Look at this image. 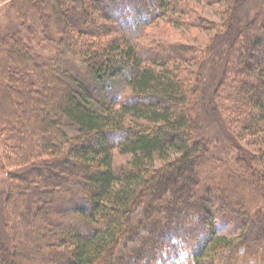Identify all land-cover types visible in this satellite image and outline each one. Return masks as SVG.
<instances>
[{"label": "trees", "instance_id": "1", "mask_svg": "<svg viewBox=\"0 0 264 264\" xmlns=\"http://www.w3.org/2000/svg\"><path fill=\"white\" fill-rule=\"evenodd\" d=\"M9 1L20 25L0 30V126L16 134L9 163L24 171L8 173L2 217L14 263L157 264L169 244L187 264H264V14L253 19L260 26L243 21L246 0H42L46 12L35 0ZM199 1L225 2L236 26L201 62L195 95L170 70L180 47L136 38L138 26L167 14L181 23L191 13V27H209ZM37 38L59 49L52 61L29 46ZM224 51L223 70L213 58L221 63ZM70 58L91 88L67 69ZM219 68L235 129L214 125L234 146L225 161L192 116L198 97L213 106L201 92ZM115 150L132 158L115 167ZM129 241L130 252L117 255ZM0 246L8 249L4 236Z\"/></svg>", "mask_w": 264, "mask_h": 264}, {"label": "rangeland", "instance_id": "2", "mask_svg": "<svg viewBox=\"0 0 264 264\" xmlns=\"http://www.w3.org/2000/svg\"><path fill=\"white\" fill-rule=\"evenodd\" d=\"M9 3H10L9 0L0 1V30L1 28L6 27L7 25H11L12 23H14V25L16 26L20 25L19 20L17 18L14 19V14L10 10ZM45 5L48 6L47 3ZM35 6L36 8H38V10H43V12H46V8L42 0H35ZM196 6L198 9H196L195 6L193 7L197 11V15H199V17L201 18L203 17L205 19H209L212 22V25L207 27L206 23H203L200 27L194 28L188 24V20H187V18H189L190 16L194 19L191 13H189L190 14L189 17L179 16V18L183 20L181 23L173 21V18H177V17L175 16L173 17L167 14V16H163L157 21H154L150 26L149 25L146 26V29H144V31H140L139 30L140 28L138 26L137 29L139 35H137L136 41L138 44H145L149 41L150 43L155 42V45H158L157 43H161L160 41H166L173 44L177 49L178 47H180L181 50L178 51V53L181 58L175 60L176 64L174 65V69L172 68L170 70L178 74L180 73L182 80H184V83H187V85H189L190 88H193L195 90V95L196 93L198 95L197 86L201 79V72H200L201 62L207 55H209V53H211L219 45V43H222V41L225 39L224 36L225 34H229L233 32V29L236 25L232 26L231 24L232 12L231 13L227 12L228 5H226L225 2L220 1V3L218 4L207 6L204 1H199V4L197 2ZM49 7L50 6H48V8ZM190 9L192 10V8ZM263 9H264V0H246L242 8V13L245 14V19H243V21H245L246 23L251 22L252 24L259 25V23L255 22V20L256 19L259 20L260 17L264 14ZM35 15L37 16L39 15V13L36 12L34 14V17ZM254 18L256 19L253 21ZM196 22L201 23L200 20H196ZM237 25L241 26V22L238 21ZM21 30L22 27L20 26V32ZM37 37L39 38V35ZM38 38L33 40H28L29 46L31 47L32 50H34V52L40 54L41 61H45V60L52 61V58L58 53L59 49L56 50L57 48H53V47L45 48L46 43H44L41 39ZM10 43L11 41H7V44ZM241 47H244V43L237 45L235 47V51L236 50L239 51ZM231 50H233V48ZM229 55L230 54H227V52L223 53V58L225 59L223 61H220L221 63H219L218 58L216 60L215 57L213 58V61H215V64L218 63L223 67L224 61ZM68 63L69 64L67 65L69 67H67V69L72 70L73 73L75 74L77 73L79 79L85 82L88 89L91 88L88 85L87 72L84 69V67L80 65L82 63L78 61V59L76 60L72 58L69 59ZM30 69L31 67L28 66L27 71L32 72L30 71ZM222 69L224 70L225 68L223 67ZM211 70L213 73L215 72L214 71L215 69H211ZM223 70H220L219 68V71L216 75L217 77L216 78L214 77L213 79L215 84L212 85L210 81L207 82L208 84L206 85L208 86V88L205 87L204 89H202L201 92L202 93L201 97L203 101L206 100V98H204L205 94H212L214 96L212 100L214 103L213 106L209 107L208 109L204 103L203 104L201 103V99L198 97V99L196 98L198 102L195 101V103L193 104V111H192L193 118L196 121L199 120L203 127L201 135L203 136L207 134L208 140L212 145L211 146L212 151L220 157L221 161H225L226 158H228V155L225 154L226 151L227 152L234 151V146H232L229 142H225L224 137L221 136V132L218 131L214 126L215 124H217L218 125L217 127H219V125L223 121L224 122L223 127L225 128L226 131H229L230 135H232L231 130L234 129L232 118L229 116V113H227L229 111L230 105L233 106V104H230V102L221 99L222 97L221 94H223V91L225 90L224 84L228 82L225 74H223ZM209 75L210 74L208 73L207 76ZM222 75L223 77L225 76L224 80H221ZM204 86L205 84L203 85L202 83L201 88ZM17 89L20 91L19 93H23V91L25 92V87L18 86ZM206 89L208 90L209 93L206 92ZM215 89L216 91H214ZM213 91L215 92L214 94ZM21 98H22L21 94L15 93L14 99L20 101ZM18 104H20V102H17V105L15 106L17 108L16 113L17 116L22 117V115L19 114V111L21 110L22 107L21 105L19 106ZM206 109L208 110L209 114L214 112L215 116L213 119H211L209 116L206 115L208 114ZM44 110H46V112L48 113L50 112L49 108ZM53 117L54 118L56 117L54 113H53ZM8 135H11V133L10 134L9 132L7 133V131H5V127L3 128L0 126V243H2L4 236L6 245L9 250L4 249L3 251V246H0L1 247L0 249L3 252H5V250L7 251L5 255L6 256L5 264H12L14 263V260L12 258L14 245H12V242H10V234L6 229L7 224L5 223V218L2 217L4 216V202L7 201L9 196L7 195L8 193L7 189L9 188L8 173L10 172L15 174L16 172L22 173L24 171L16 167H11V163H9V161H11L12 158L8 154L10 153L14 143L17 140H16V134L12 133V136L10 137ZM240 142L241 145H243L245 148L248 149V152H251L253 149L255 150L257 148L256 145L248 146V144L243 140H241ZM131 158H132L131 154H121L118 150H115L114 165L115 167L124 166L125 164L128 163V161ZM158 162L159 165L161 162L160 161ZM234 217H237L236 214L234 215ZM132 244L133 243L129 241L128 244L125 245V249H123V247L122 248L118 247L116 254L118 255L119 253L130 252L129 247H132ZM169 246H170L169 244H166L158 250L156 263L157 264H187L186 254H184L183 252L179 253V255L171 254V249H170L171 247ZM112 261L114 264H119L117 261L115 262V258ZM246 264H257V263L256 261H248Z\"/></svg>", "mask_w": 264, "mask_h": 264}]
</instances>
